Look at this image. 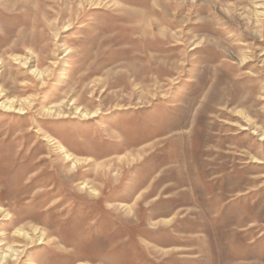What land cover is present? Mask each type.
<instances>
[{
  "label": "rangeland",
  "instance_id": "374dc122",
  "mask_svg": "<svg viewBox=\"0 0 264 264\" xmlns=\"http://www.w3.org/2000/svg\"><path fill=\"white\" fill-rule=\"evenodd\" d=\"M0 264H264V0H0Z\"/></svg>",
  "mask_w": 264,
  "mask_h": 264
}]
</instances>
